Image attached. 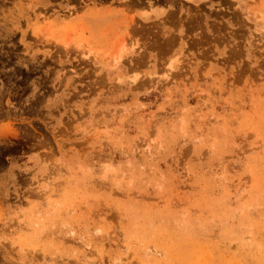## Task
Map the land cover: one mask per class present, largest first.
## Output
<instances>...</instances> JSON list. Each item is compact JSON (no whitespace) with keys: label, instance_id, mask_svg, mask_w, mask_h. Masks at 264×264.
Listing matches in <instances>:
<instances>
[{"label":"rangeland","instance_id":"374dc122","mask_svg":"<svg viewBox=\"0 0 264 264\" xmlns=\"http://www.w3.org/2000/svg\"><path fill=\"white\" fill-rule=\"evenodd\" d=\"M0 264H264V0H0Z\"/></svg>","mask_w":264,"mask_h":264}]
</instances>
